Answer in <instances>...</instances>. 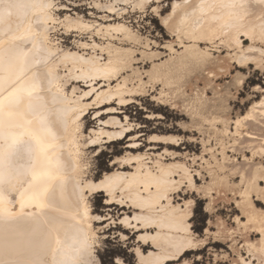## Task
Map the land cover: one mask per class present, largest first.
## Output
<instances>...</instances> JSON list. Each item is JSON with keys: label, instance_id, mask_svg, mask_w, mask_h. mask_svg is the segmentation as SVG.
Here are the masks:
<instances>
[{"label": "bare ground", "instance_id": "bare-ground-1", "mask_svg": "<svg viewBox=\"0 0 264 264\" xmlns=\"http://www.w3.org/2000/svg\"><path fill=\"white\" fill-rule=\"evenodd\" d=\"M163 1L157 0L151 6L164 13L156 16L179 41V49L173 41L165 45L170 51L166 59L162 51L153 50L151 45H157L155 40L142 36L128 24L123 5H133L136 0H91L90 16L79 12L77 4L61 0H25L29 5L43 2L53 7L43 10L27 7L21 15L14 11L0 25V57L5 66L9 60L15 64L11 73L0 72L4 77L0 84V101L4 104V114L0 117V154L5 158L0 250L20 249L28 258L39 256L46 264H71L80 241L87 237L91 243L93 229L96 235L102 231V222L93 219L100 214L92 204L95 193L105 195L106 217L127 218L134 226L124 227L123 234L130 240L135 237L131 252L137 264H173L181 256L184 257L182 264H189L188 255L208 245L207 238L199 237L188 228L192 224L193 209L187 203L194 198L181 197L180 192H204L209 198L207 211L213 209L212 186L231 184L226 175V160L231 158L225 144L220 140L222 159L219 160L214 147L208 144L210 140L189 137L202 143L203 155L199 158L201 166L206 164L203 166L208 173L209 180H206L201 169L193 171L187 162L179 159L187 156L180 151L183 136L147 135V125L132 119L128 107L133 103L142 104L141 96L148 93L146 87L151 82L163 84L153 100L161 104L168 101L171 92L166 87L172 93L180 91L191 72L217 61L210 44L232 49L233 53L228 54L238 67L264 65V2L173 0L171 5H178L173 12L172 8L165 11L159 7ZM61 30L67 36L78 38L74 48L55 37ZM124 42L132 46H124ZM137 44L145 47L141 53L135 49ZM25 55L27 65L21 74L16 57ZM37 60L41 63L36 64ZM148 60L152 63L150 68L138 65ZM93 67L101 71H93ZM34 79H39L40 91L31 97L26 92H17ZM244 79L240 71L234 76L240 85ZM254 89L264 91L260 85ZM90 91L92 95H84ZM186 100L184 110L192 119L194 131L202 132L204 122H208L214 132L234 139L232 148L237 147L240 139L238 145L244 143L252 153L251 157L243 155L242 164L229 166L230 171L240 175L236 206L241 214L235 216V221L238 227L251 229L252 236H256V239L247 238L242 245L248 256L239 252L233 264H253L254 259L258 261L256 264H264V207L255 203L258 200L264 205V160L255 162L254 159L255 155L264 157V134L258 132L264 129V96L254 101L245 114L236 117L205 114L207 106H217L216 103L209 105L205 92ZM113 108L115 111H111ZM150 109H146V119H164ZM90 114L94 115L96 124L88 127ZM180 126L188 131L185 122H180ZM33 136L45 145L43 154ZM13 137L19 142L13 144ZM123 140H126L124 153L111 160L112 169L98 179L91 175L89 155L98 156L108 146ZM28 143L33 144L31 155L24 151ZM208 153L211 159L205 157ZM32 168L43 173L38 198L31 196ZM196 175L203 177L202 184H198ZM105 177L114 178L115 183L110 187L102 185ZM117 208H120L119 216L114 215ZM133 216L138 219H132ZM206 232L211 230L207 228ZM212 234L222 236L221 230ZM193 236L196 238L192 239ZM233 241L232 248L237 244L236 239ZM96 243L99 246L100 241ZM189 243L193 246L189 247Z\"/></svg>", "mask_w": 264, "mask_h": 264}, {"label": "rangeland", "instance_id": "rangeland-1", "mask_svg": "<svg viewBox=\"0 0 264 264\" xmlns=\"http://www.w3.org/2000/svg\"><path fill=\"white\" fill-rule=\"evenodd\" d=\"M61 1L71 5L77 4L79 6V12L90 16L89 7L91 4L89 2H91V0ZM172 2L173 0H165L162 2V4L165 9L170 10ZM123 6L126 8L125 18L128 21V24L138 31V33H140L142 36L155 40L157 45L155 46V44L152 43L151 46L153 47V50L157 49L162 51V56L164 59L169 57L170 51L165 48V45L169 41H173L176 49H179V41L177 38L172 36V34L161 25L160 18L156 16V14L151 13L150 9L148 11H142L140 8L132 7V4ZM63 32V30L58 31L55 37L62 38L66 44L74 48L76 46L75 39L78 38L73 35L67 36L66 34H63ZM85 36L87 35L85 34L84 37ZM246 43L250 44V41H247ZM123 45L132 46V44L129 42H124ZM202 45L205 46L206 44L202 43ZM212 45L210 44L209 46L212 49L211 52L216 57L217 61L211 62L204 69L191 72L187 76L186 80H184V84L182 83V88L180 91L172 93V91L166 87V91L171 92V95L168 98V101L164 102V104H161L157 100H153V96L158 95L163 88L162 82H151L148 83L146 87L148 93H146L144 96H141L142 104L133 103L128 107V113L132 119L136 120V122L147 125V135L157 133L183 136L184 140L180 151H183L184 153L186 152L187 156L189 157L184 155L179 157V159L187 162L193 171L198 168L201 169L203 177L206 180H209V178H206L208 176L207 169L203 167L206 166V164L201 166L202 160L199 158L203 155V146L202 143L198 141H200L202 137H204L206 140H210L208 141V144L214 147V153L217 155L219 160L222 159V156L219 154L222 144H225L224 146L230 155L231 160H228V162L226 160V164L228 166L226 167V175H228V179L230 180L231 184L228 186L225 184H216V187L215 185L212 186L211 192L213 190L214 192H212L213 209L211 211H207L206 206L209 198L204 196V192L199 194L190 193L189 191H186V194L184 191L180 192L181 197H193L197 202L196 208L193 209L195 212V223L193 227L198 230L195 233L199 235V237L207 238L208 241V245L205 248L188 255V258L191 259L189 264H195V262H202V264H233V262L238 258L239 252L243 253L245 256H248L245 247L242 246L244 241L247 240V238L256 239V236H252L253 232L251 229H245L243 227L240 228L235 221V216L237 214H241L240 210L236 206V199L239 198L238 194L241 185H239L240 175L237 173L234 174L232 171H230V167H233L234 164L243 163L244 154H246L248 157H251V151L248 148H245L244 143H239L238 145L240 139L237 142V147H235V149L232 148L231 146L234 143V139L231 136L214 132L215 130L213 126L211 127L208 122H204L202 132L194 131L192 129L194 127L191 125L192 119L184 110V100L187 99V102L196 96L197 93L201 94L205 92L207 97L210 99L209 105H213L214 103L217 104L216 108L207 106L204 109L205 114L209 115L212 112L214 114H227L231 115L232 117L245 114L254 101L261 100L264 96V91L257 92L254 89L256 85H260L264 89V67L256 66L254 64L238 67V63L235 61V59L230 54H228L233 53L232 49H228L223 45L218 46L219 44ZM135 49H137V53H141V50H144L145 47L142 44H137L135 45ZM138 65L141 67L145 66L146 68H150L152 63L149 60L145 62L140 61ZM238 71L245 75V82L242 85L239 83L237 84V82L234 80V76ZM233 80L236 82V84ZM145 108H151L150 110L160 113L164 119H161L160 121L146 119L145 115L147 112ZM93 117L94 115L92 114L87 117V119L91 122L88 127L94 126L96 124L95 120H93ZM180 122H185L188 125V131L180 126ZM258 132L264 134V129L259 130ZM190 136H195L199 139L198 141H191L189 139ZM220 140L223 141L222 144ZM125 144L126 140L116 142L113 145L108 146L98 156H94V154L89 155V159L91 160V175L93 174V176L98 179L102 177L106 170L112 169L111 160L116 155H121L124 153ZM159 146L161 148H163V146L165 147L164 144H160ZM205 157L211 159V154H205ZM194 158H196L195 161ZM254 159L255 162H258L260 160L263 161L264 157L255 155ZM198 176L201 177V179H199ZM203 177L196 175L198 184H202L204 180ZM91 199L94 209L100 213H105V195L103 193H95ZM255 199L256 196H254V200ZM255 203H257L259 207H264L261 201L255 200ZM119 214L120 208L115 209L114 215L119 216ZM207 228L211 230L210 233L206 232ZM217 230H221L222 236L215 237L214 234H212L213 231ZM113 234L115 235V233ZM233 239L237 240V244L234 246L235 248H232L231 246L234 242ZM134 240L135 237H132L130 240V246L127 248V254L130 257L132 264H137L136 257L131 252ZM215 240H218V242L216 241L215 243ZM215 253H217L218 256H215ZM199 257L200 259H197ZM257 262V259H254L253 264H256Z\"/></svg>", "mask_w": 264, "mask_h": 264}, {"label": "snow or ice", "instance_id": "snow-or-ice-1", "mask_svg": "<svg viewBox=\"0 0 264 264\" xmlns=\"http://www.w3.org/2000/svg\"><path fill=\"white\" fill-rule=\"evenodd\" d=\"M157 2V0H136V2L132 5L134 8H140L142 11H148L150 9L151 13L156 15H163V12H159L157 8H153L152 3ZM264 2V0H262ZM27 7H39L40 9H50L53 7L51 3H37V4H27L25 0H0V25H3L4 22L13 15L15 11L17 15L23 14V9ZM160 8H163V4L159 5ZM178 5H171L172 11L174 12ZM167 11V9H164ZM167 23V20H165ZM87 47V46H86ZM95 47V46H93ZM97 59H103L102 57H98ZM16 60L20 63L19 73H23L25 71V67L27 65L26 55L21 58V56H17ZM36 64H40L41 61H35ZM46 63V61H45ZM112 62L109 60L108 64ZM94 64V62H93ZM260 67H264L261 65ZM15 68V64L12 60H9L7 66H5V62L2 57H0V72L8 71L11 73ZM93 71L99 72L101 69L93 67ZM110 71H115V69H111ZM95 79V77H92ZM4 77L0 76V84H2ZM79 79V77H77ZM243 83V81H241ZM40 83L39 79H34L27 87L23 89H17V92H26L28 96H32L34 92L40 91ZM74 91V90H73ZM94 91V90H93ZM84 95L90 96L92 92H86ZM20 102V98L17 97L16 103ZM124 103V101H121ZM111 111H115V109H111ZM4 114V104L0 101V117ZM9 116L12 115L11 112L8 113ZM79 117H77L78 119ZM2 135V133H0ZM32 139L35 141V144L41 154L46 151L45 145L40 141V139L36 136H33ZM18 139L13 137V144L18 143ZM95 143V141L93 142ZM24 151L31 155L34 151L33 144H26ZM5 158L3 154H0V202L3 201V185L5 183ZM31 172V180L29 181L30 187L34 188L31 196L32 198H38L40 195L39 185L43 179V173L36 170L35 168L30 169ZM115 183L114 178L105 177V180L101 181L102 185L106 187H110ZM103 203V202H102ZM23 207V205H21ZM197 206V202L193 200H189L187 203V207L191 209H195ZM2 214V211H0ZM84 215L87 216V208H85ZM95 221H101V229L102 231L99 235L95 234V229H93V238L91 243L88 242L87 237L84 240L80 241V247L76 249V257L71 260V264H132L130 257L127 254V248L130 246V238L129 236L123 234L124 227H134L127 218L121 220L111 219L110 217H106L104 213H100L93 217ZM132 219H138V217L133 216ZM107 220V223H103V221ZM195 223V212H192V224L188 225V228L192 232L198 231L193 227ZM116 227L113 228L112 226ZM123 226V227H122ZM118 233V234H113ZM196 237L193 236L192 239ZM97 240L100 241L99 246H97ZM193 245L189 243V247ZM184 261V257L181 256L179 258H175L173 260V264H182ZM0 264H46V262L39 256L34 258H28L24 251L20 249H11L9 247H5L3 250H0ZM195 264H202V262H195Z\"/></svg>", "mask_w": 264, "mask_h": 264}]
</instances>
